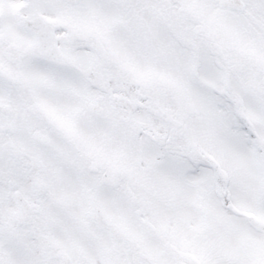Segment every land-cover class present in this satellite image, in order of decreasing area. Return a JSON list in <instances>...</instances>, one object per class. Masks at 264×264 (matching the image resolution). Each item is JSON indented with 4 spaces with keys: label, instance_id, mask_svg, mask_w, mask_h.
Wrapping results in <instances>:
<instances>
[{
    "label": "snow or ice",
    "instance_id": "snow-or-ice-1",
    "mask_svg": "<svg viewBox=\"0 0 264 264\" xmlns=\"http://www.w3.org/2000/svg\"><path fill=\"white\" fill-rule=\"evenodd\" d=\"M0 264H264V0H0Z\"/></svg>",
    "mask_w": 264,
    "mask_h": 264
}]
</instances>
